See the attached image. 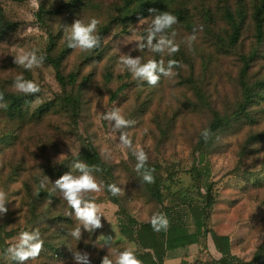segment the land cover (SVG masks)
Returning a JSON list of instances; mask_svg holds the SVG:
<instances>
[{"label":"rangeland","instance_id":"obj_1","mask_svg":"<svg viewBox=\"0 0 264 264\" xmlns=\"http://www.w3.org/2000/svg\"><path fill=\"white\" fill-rule=\"evenodd\" d=\"M258 1L169 0L158 11L178 19L165 30L169 38L176 33L179 45L169 56L136 48L147 25L119 22L125 0H0V24L13 25L0 39V104L6 105L0 107V189L7 197L0 234L6 247L16 242L20 231L39 229L43 250L25 264H75L76 251L88 253L90 264H101L108 254L103 236L111 238L112 249L136 254L135 246L120 234L127 219L144 223L161 209L206 198L213 201L210 229L227 234L235 254L247 259L264 246V87L256 88L264 81V38L258 43L252 22ZM239 7L245 18L239 41L231 47L224 14ZM92 17L101 21L100 47L68 48L63 27ZM29 27L35 30L28 32ZM102 28L109 33L102 36ZM193 34L197 38L189 46L187 37ZM19 49L35 50L44 57L43 65L25 70L15 64ZM129 52L144 62L163 60L167 66L174 59L182 66L174 69L173 77L161 76L151 86L119 66V55ZM47 56H62L59 72L64 78L73 75V85L56 80ZM20 74L40 85L36 95L42 103L33 106L35 96L13 88ZM246 90L252 94L250 101ZM15 97L22 101L11 110ZM113 107L135 121L123 131L133 147L147 154L146 166L155 168L153 183L136 172L132 150L118 146L119 131L113 134L109 122L100 118ZM216 115L224 126L205 141L201 133ZM86 150L95 152L103 167L93 172L103 182L101 191L88 194L103 205V217L101 228H82L77 240L68 234L77 224L68 215L72 210L50 182L40 188V181L47 176L54 183L65 173L78 174L72 164L83 162ZM109 184H116L121 193L113 196ZM10 233L13 238L6 239ZM0 264L15 262L0 250Z\"/></svg>","mask_w":264,"mask_h":264},{"label":"clouds","instance_id":"obj_2","mask_svg":"<svg viewBox=\"0 0 264 264\" xmlns=\"http://www.w3.org/2000/svg\"><path fill=\"white\" fill-rule=\"evenodd\" d=\"M149 11L151 13L149 18L139 19V25L146 24L147 27L144 28L146 35L139 37L136 48L141 51L147 49L152 53H159L161 55L165 53L169 56L174 55L179 51V45L174 41L176 33L173 31L172 38H169L165 34V30L172 28L173 25L178 23L177 17L167 11L158 12L155 9H150ZM100 23L99 19L92 17L87 21L76 19L71 26H64V39L67 42V47L81 51H92L100 47L102 38L97 32ZM34 30L31 27L27 29L28 32ZM132 30L135 32V27ZM196 38L195 34L187 37L189 46H191ZM104 39L110 40L111 37ZM153 41H156V43H153ZM14 58L15 64L22 66L25 70L41 67L44 61V57L38 56L35 50L19 49ZM118 64L122 69L127 70L134 80L146 81L151 86L157 85L161 76L166 78L173 77L177 74L174 72V69L182 66L179 61L174 59H170L167 62V66H165L163 60L156 61L155 59H149L144 62L140 56L133 58L131 52L120 54ZM13 88L18 93L35 96L36 98L31 102L33 106L42 103L41 98L36 95L41 92L40 85L32 80L25 79L22 74L16 76ZM3 100V93H0V101ZM0 107H6V105L0 104ZM100 118L109 122L113 134L119 131L120 143L118 146L132 150V154L137 160L135 165L136 172L142 175L145 182L153 183L154 176L152 173L154 169L146 168L148 161L147 154L142 149L133 147L132 140L123 131V129L134 125L135 121L126 119L118 107H113L111 110L101 113ZM201 135L207 141L211 137V130L206 128L202 131ZM63 156L60 155L57 162ZM72 168L78 174H73L72 171L65 173L55 180L54 183L47 176H44L40 181V188H45L50 182L52 190L57 191L59 196L66 201L68 207L72 210L68 215L74 216L77 222L76 226L68 234L72 238L80 240L82 228L88 232H92L102 227L101 217H103V213L101 209L103 205L97 204L93 198H89L88 194L101 191L103 182H98L93 175L94 171H100L98 167H89L84 162L75 161L72 164ZM107 189L113 196L121 193V189L116 184L107 185ZM6 199L5 191L0 189V214L7 213V208L5 207ZM150 224L156 232H160L161 230L167 231L169 227L166 215L160 212L152 215ZM103 238L105 246L108 247V254L102 257L101 264H143L133 250L125 249L120 251L112 249L108 244L111 238L104 236ZM14 239L16 242L7 247L3 256L6 260L14 261L15 264H25L29 260L37 259L43 250L44 241L41 239L39 229L22 230ZM73 258L75 264H90L89 254L86 252H73ZM165 264H170V262L166 261Z\"/></svg>","mask_w":264,"mask_h":264},{"label":"trees","instance_id":"obj_3","mask_svg":"<svg viewBox=\"0 0 264 264\" xmlns=\"http://www.w3.org/2000/svg\"><path fill=\"white\" fill-rule=\"evenodd\" d=\"M168 2L169 0H125L126 9L121 15L119 22L121 24L134 23L139 21L140 18L145 19L150 16V9H155L157 11L162 10ZM224 17L231 29L229 45L233 47L239 41L245 14L244 11H242V8L239 7L234 13L226 11ZM252 22L256 40L260 43L264 38V0L258 1L254 12L252 13ZM12 29L13 25L6 22L1 23L0 39H2ZM108 33V28L101 29L102 36H105ZM253 58L254 55L251 56L249 60L252 61ZM45 60L56 70V80L61 85L74 84L75 77L73 75H69L64 78L59 72L62 56L55 59L47 56ZM261 87H264V81L256 84V88ZM122 90L123 89L120 88L115 93L113 100ZM246 92V100L250 101L252 94L249 93L248 90H246ZM12 100L13 105L11 104L9 106L11 110L15 108V105H19L21 103L22 98L15 97L12 98ZM223 126V120L216 115L215 120L208 129L211 130L212 134L219 131ZM82 160L89 167L95 166L100 170L103 168L102 164L99 162L97 154L93 151H84ZM146 168L148 167L146 166ZM153 191L157 194V191L154 189ZM39 195L51 199L50 196L47 195V192H40ZM159 196L160 195L158 193L157 200L160 198ZM212 205L213 201L206 198L205 200L195 201L183 207L173 206L168 209L159 210L158 212L164 213L169 221L167 231H154L150 224L151 219L144 223H137L133 219H127L125 223L121 224L119 229L120 234L128 242L135 246L136 256L143 262V264H163L168 251L204 242L207 236H210L217 252L222 255V258L217 263L211 264H264V246L258 247L253 253L252 258L246 262L231 254V240L229 236H219L209 227L210 209ZM12 238L13 235L11 233L6 235V239ZM6 249L7 247L0 234V250L2 255Z\"/></svg>","mask_w":264,"mask_h":264},{"label":"crops","instance_id":"obj_4","mask_svg":"<svg viewBox=\"0 0 264 264\" xmlns=\"http://www.w3.org/2000/svg\"><path fill=\"white\" fill-rule=\"evenodd\" d=\"M216 234L219 236H228L227 234ZM231 254L244 262L252 258V256H250L247 259H243L240 255L235 254L232 244ZM221 258L222 255L217 252L210 236H207L204 242L168 251L163 264H165L166 261H169L170 264H211L217 263Z\"/></svg>","mask_w":264,"mask_h":264}]
</instances>
